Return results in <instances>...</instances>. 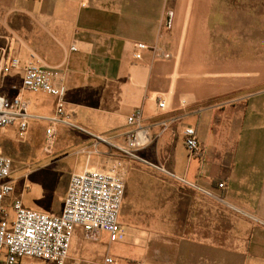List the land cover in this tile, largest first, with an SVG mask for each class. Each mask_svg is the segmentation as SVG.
<instances>
[{
	"label": "crops",
	"instance_id": "obj_1",
	"mask_svg": "<svg viewBox=\"0 0 264 264\" xmlns=\"http://www.w3.org/2000/svg\"><path fill=\"white\" fill-rule=\"evenodd\" d=\"M211 7L209 0H0V56L5 48L7 59H20L18 70L0 76L4 95L22 96L34 115L54 113L55 98L12 88L35 53L65 72V110L86 132L120 143L136 109L150 126L152 143L137 153L144 162L100 152L107 166L120 160L154 174L153 197H136L123 215L132 238L109 243L103 233L88 241L78 228L79 252L71 256L101 261L108 254L113 264H264V87L252 90L261 78L216 61L204 41L197 46L209 33ZM140 43L148 48L137 60ZM154 46L171 58L155 57ZM174 115L183 117L162 131L159 122ZM39 122H29L33 133ZM187 127L196 131L197 157L186 150ZM69 137L84 149L95 142L57 128L56 138Z\"/></svg>",
	"mask_w": 264,
	"mask_h": 264
},
{
	"label": "built area",
	"instance_id": "obj_2",
	"mask_svg": "<svg viewBox=\"0 0 264 264\" xmlns=\"http://www.w3.org/2000/svg\"><path fill=\"white\" fill-rule=\"evenodd\" d=\"M148 46L140 43L135 59H142V51ZM75 51L76 47H71ZM155 57L170 59L171 55L162 47L152 48ZM6 49L1 50L0 76H8L20 68L17 56L6 58ZM65 72L60 67H50L35 53L23 69V78L19 89L23 93L43 94L56 99L55 111L51 116L43 117L30 112V104L22 96L14 98L0 91V132L17 124L20 137L28 129L30 121L47 123L45 129L46 150L53 147L57 128L67 127L90 135L94 139V148L106 145L110 156L127 157L143 161L137 153L152 143L150 126L145 124L141 109H136L126 119L129 129L117 137L92 135L72 121V115L65 110ZM165 102L159 101L163 109ZM182 115H174L159 122L162 131L179 122ZM119 137V136H118ZM116 140V141H115ZM184 144L190 158L201 155V147L196 131L192 127L184 130ZM95 153L99 154L97 150ZM144 162V161H143ZM86 168L81 173H72L69 179L61 214L48 215L27 209L22 204V195L12 203L11 216L5 199L14 191L13 162L10 157L0 154V264H22L23 258L41 259L48 264H113L114 259L106 255L101 261H91L71 256L70 247L76 229L83 231L88 241H98L105 233L109 243L122 242L125 239L120 224V210L125 195L126 167L120 160H114L105 169ZM185 182L184 180H182ZM223 188L224 184H219ZM25 190V188H24ZM23 190V192H24ZM210 195L209 192L204 191Z\"/></svg>",
	"mask_w": 264,
	"mask_h": 264
},
{
	"label": "rangeland",
	"instance_id": "obj_3",
	"mask_svg": "<svg viewBox=\"0 0 264 264\" xmlns=\"http://www.w3.org/2000/svg\"><path fill=\"white\" fill-rule=\"evenodd\" d=\"M209 1L212 5L210 14L208 13L209 33L207 36H199L197 46L204 41L206 50L216 61L225 62L229 67L241 66L247 72L253 73L250 77L261 78L252 90L264 87V0ZM3 30L6 36L11 38L10 28ZM17 91L19 92V89ZM46 125L45 122H39L40 128L33 133L31 123L25 134L20 137L15 124L8 127L5 136L7 140H2L3 136H0V154L11 158L14 169V191L5 199V205L11 216H13L12 203L19 200L21 195L22 204L27 209L48 215L61 214L71 174L81 173L89 162L90 155L88 169L108 164L109 159L100 152L109 150L111 153L109 147L99 145L96 149L92 141L89 143L91 147L84 149L77 147L71 137L55 138L53 147L47 151L44 137ZM95 150L99 154L95 153ZM115 155V158L126 162L133 161L127 157H117L116 153ZM76 159L77 165H75ZM127 164L126 195L120 210L125 239L117 243H127L132 238L128 235L123 219L130 202L138 196L151 199L153 196L149 192L155 182L154 174ZM80 241L77 236L72 239L71 253L78 254ZM21 263L48 264L41 259L29 257L23 258Z\"/></svg>",
	"mask_w": 264,
	"mask_h": 264
}]
</instances>
